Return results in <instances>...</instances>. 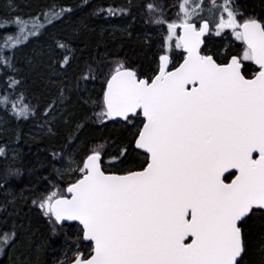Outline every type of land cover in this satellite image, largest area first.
<instances>
[{"label": "snow or ice", "instance_id": "1", "mask_svg": "<svg viewBox=\"0 0 264 264\" xmlns=\"http://www.w3.org/2000/svg\"><path fill=\"white\" fill-rule=\"evenodd\" d=\"M210 5L211 19L199 15L203 0H181L178 21L153 19L166 23V50L154 75L140 78L117 62L96 113L100 121L130 124L133 139L114 152L106 143L94 144L68 165L77 175L67 194L53 191L40 200L54 232L66 221L82 226L80 238L90 252L77 246L71 264H242V228L257 211L264 213V20L245 16L234 0ZM71 11L60 7L52 17ZM31 20L29 29L18 15L4 19L18 28L17 35L0 38L4 47L39 35L44 25L38 16ZM225 30L242 50L219 61L202 54L204 37ZM12 106L19 116L31 108ZM133 143V152L143 150L142 163L120 174L108 171L113 161L124 163ZM2 239L9 243L7 233Z\"/></svg>", "mask_w": 264, "mask_h": 264}, {"label": "trees", "instance_id": "2", "mask_svg": "<svg viewBox=\"0 0 264 264\" xmlns=\"http://www.w3.org/2000/svg\"><path fill=\"white\" fill-rule=\"evenodd\" d=\"M263 2L234 0L245 16H252L256 4L264 13ZM149 3L160 11L149 13ZM60 7L72 11L53 18L52 11ZM178 12L170 13L167 0H0V38L14 36L17 29L14 23H2L8 17L14 20L18 15L30 24L38 16L37 22L44 25L39 35L18 48L7 49L0 39V148L4 149L0 155V264L29 260L50 264L53 259L69 264L74 257L67 256L75 245L85 250L80 227L57 226L54 232L39 202L53 191L65 194L77 175L68 165L94 144L106 143L114 152L133 139L130 124L96 118L106 79L117 62L137 71L140 78L151 77L159 55L166 50L162 49L166 23L152 21L155 17L178 21ZM200 16L212 18L208 9ZM194 22L199 21L195 18ZM159 31L163 34L156 35ZM204 40L202 54L218 61L242 50L241 42L228 31L220 36L211 33ZM245 65L256 69L251 62ZM13 103L30 105L29 113L17 115ZM133 144L131 154L121 157L124 163L113 161L108 171L120 174L142 163L143 154L133 152ZM108 161L105 156V164ZM242 232L246 246L242 264H264V213L250 216ZM5 233L7 245L2 239ZM40 241L38 253L34 245Z\"/></svg>", "mask_w": 264, "mask_h": 264}, {"label": "rangeland", "instance_id": "3", "mask_svg": "<svg viewBox=\"0 0 264 264\" xmlns=\"http://www.w3.org/2000/svg\"><path fill=\"white\" fill-rule=\"evenodd\" d=\"M181 2V0H167V6H168V9H169V11H170V13H175L176 11H179V7H178V5H179V3ZM217 2H220V0H217ZM195 3H200V0H195ZM211 5H210V0H203V7H204V9H208L209 7H210ZM263 6H264V2H263ZM256 9L254 10V9H251V11H250V13L252 14V16L253 17H256L257 19H261V20H264V13L262 12V11H258L259 10V8H258V5L256 4V7H255ZM202 13H204V11H202V12H200L199 13V15H202ZM196 17H194V19H195ZM196 19H198V18H196ZM38 23H40V22H38ZM29 25V29H31V26H32V23H30V24H28ZM225 31H228V32H230V30H225ZM17 33H18V28L17 29H15L14 31H13V34H14V36L15 35H17ZM163 34V31H159V32H157V34L156 35H162ZM213 35H215V33L213 32L212 33ZM223 34V33H222ZM221 34V35H222ZM230 34H231V32H230ZM30 37H32V36H30ZM29 37V38H30ZM231 37H232V39L233 40H235V38L231 35ZM28 38V39H29ZM27 39V40H28ZM24 41H22L21 43H23ZM20 43V44H21ZM20 44H18V45H20ZM18 45H16V46H18ZM19 47V46H18ZM18 47H15V48H18ZM12 47H8L7 49H11ZM157 64H158V61H157ZM157 64H156V68H157ZM154 74H152L151 76H153ZM134 131V129H131V132H133ZM107 169H109V168H107ZM28 242H29V239H26V244H28ZM42 247V242L40 241V242H37V243H35V245H34V248H35V250L39 253L40 251H41V248ZM77 248V246L75 245L74 247H73V249L70 251V253L68 254V258H70V257H74V251H75V249ZM82 252H84L85 253V255H87V254H89V252H90V249L88 248V247H86L85 248V250L84 251H82ZM61 255H63V252H61ZM60 258H63V257H60ZM25 259V258H24ZM64 259V258H63ZM63 259H60V261L61 260H63ZM29 260V259H28ZM29 261H31V260H29ZM29 261H24V263L23 264H36V262L35 261H32V262H29ZM58 262L59 261H56V260H52L51 262H50V264H58ZM60 263V262H59Z\"/></svg>", "mask_w": 264, "mask_h": 264}, {"label": "water", "instance_id": "4", "mask_svg": "<svg viewBox=\"0 0 264 264\" xmlns=\"http://www.w3.org/2000/svg\"><path fill=\"white\" fill-rule=\"evenodd\" d=\"M205 38V37H204ZM203 46L204 45H202V48H203ZM254 67H256V68H258V66H256V65H254ZM105 87H106V85H105ZM105 89V88H104ZM111 121L112 122H114V123H125L121 118H115V119H111ZM133 148H134V144H133ZM136 151H138L139 153H143V150H136ZM232 171H235V170H232ZM227 175V174H226ZM67 187V186H66ZM65 194H67L66 193V188H65ZM69 224H75V225H77V226H79L80 227V229L82 228V226L81 225H79V222H77V221H66V222H63V224H62V226L61 225H58L59 227H63V226H65V225H69ZM83 242V241H82ZM84 244H87V242H83ZM69 264H71V262L69 263Z\"/></svg>", "mask_w": 264, "mask_h": 264}]
</instances>
